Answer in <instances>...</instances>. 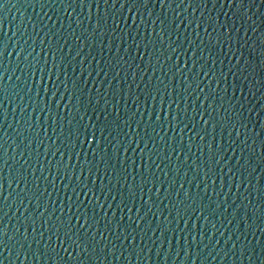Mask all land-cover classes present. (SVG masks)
Returning <instances> with one entry per match:
<instances>
[{
    "label": "water",
    "instance_id": "95a60500",
    "mask_svg": "<svg viewBox=\"0 0 264 264\" xmlns=\"http://www.w3.org/2000/svg\"><path fill=\"white\" fill-rule=\"evenodd\" d=\"M0 264H264V0H0Z\"/></svg>",
    "mask_w": 264,
    "mask_h": 264
}]
</instances>
